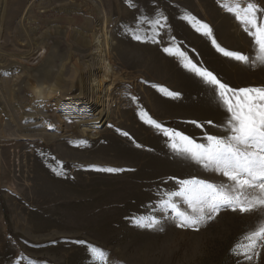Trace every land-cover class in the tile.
<instances>
[{"label":"rangeland","instance_id":"obj_1","mask_svg":"<svg viewBox=\"0 0 264 264\" xmlns=\"http://www.w3.org/2000/svg\"><path fill=\"white\" fill-rule=\"evenodd\" d=\"M69 1L0 0V101L8 98L7 85L30 88L26 94L33 95V101L12 114L23 125L36 122L31 136L13 134L18 124L2 118L0 102V264H264V247L258 246L261 255L250 262L234 251L264 223V211L240 213L225 207L193 230L178 227L175 213L159 206L163 193L178 189L177 179L194 176L220 184L227 178L178 156L140 115L146 112L197 142H204L205 134L225 132L228 113L213 86L163 48H179L231 87L264 86V63L225 57L203 30L196 31L195 21L185 19L206 23L221 47L254 59L258 46L236 19V11L228 9L239 4L243 16V9L254 2L259 21L264 19V0H71L82 2L80 15L90 21L85 34L99 31L104 27L100 21L108 19L112 68L100 51L51 48L46 57L55 55L58 63L50 69L52 77L61 72L69 79L73 67L63 63L73 55L81 58L79 64L94 68L96 80L60 89L49 78L32 88L27 77L36 75L46 59L27 62L43 50L37 52L34 42L66 15L63 6ZM157 19L160 25L146 22ZM134 32L149 39L137 41ZM111 70L116 74L113 82L106 73ZM91 87L96 96L87 100ZM160 87L179 95L168 96ZM53 92L58 98L50 110L44 95ZM100 102L107 118L87 127L98 115ZM55 126L62 131L55 132ZM106 167L123 171L98 170ZM172 199L180 211L191 212L180 198ZM140 216L157 218L163 231L137 226L135 218ZM89 244L103 249L106 260L94 261ZM261 244L264 241H258Z\"/></svg>","mask_w":264,"mask_h":264},{"label":"snow or ice","instance_id":"obj_2","mask_svg":"<svg viewBox=\"0 0 264 264\" xmlns=\"http://www.w3.org/2000/svg\"><path fill=\"white\" fill-rule=\"evenodd\" d=\"M239 9L240 5L236 4L235 8L229 7L228 10L236 11V19L242 21L245 25L244 31L258 46L254 59L241 52L229 51L221 47L213 38L212 29L206 23L196 21L195 17L186 16L185 19H189L190 22L195 21L193 27L196 31L203 30V35L209 37L216 50L225 57H232L252 65H255L257 61L264 63V19L258 21L256 15L260 9L254 2L248 3L243 9V16L240 15ZM146 22L154 26L160 25L159 19L146 20ZM133 38L137 41L149 39L147 35L142 37L135 32ZM151 39L156 42L155 36ZM163 51L170 55H178L185 68L201 77L206 84L213 86L215 94L228 113L224 125L226 131L215 135L205 134L204 142H197L183 131L158 123L146 112L141 111V119L161 132L167 138L168 146L178 156L227 178V183L217 184L209 179H198L194 176L189 179L173 178L177 179L178 189L163 193L159 206L169 208L175 213L178 227L193 230H199L202 225L213 220L225 207L240 213L264 211V86L231 87L228 83L222 82L212 71L198 67L179 48L164 47ZM154 87L159 86L154 85ZM160 91L172 97L179 95L164 87H160ZM191 123L197 127H203L196 121ZM123 135L128 136V133L124 132ZM98 170L109 173L123 171L114 167ZM173 197L180 198L191 212L180 211ZM135 223L141 228L163 231L160 221L155 217L140 216L135 218ZM245 240L248 242L235 245L234 251L238 257H243L245 261L250 262L254 257L261 255L257 250L258 246L264 247V244L258 245V241H264V223L249 232ZM76 242L86 243L84 240ZM88 251L94 261L106 260L107 254L103 249L89 244Z\"/></svg>","mask_w":264,"mask_h":264},{"label":"bare ground","instance_id":"obj_3","mask_svg":"<svg viewBox=\"0 0 264 264\" xmlns=\"http://www.w3.org/2000/svg\"><path fill=\"white\" fill-rule=\"evenodd\" d=\"M75 3L76 6H73ZM82 4V2H73L69 1L68 5L63 6V11L65 12V16L60 17L59 19H56L54 22L55 25H50L49 27H46V30L38 36L39 38L36 39V42H34V48L37 49V52L42 50L38 57L28 59L27 62L33 63L35 60H40L43 57H46L47 50L48 49H59V50H67V52L70 50H85V51H100L102 53L101 59L108 61L107 64H109L112 68V53L111 48L108 46L107 40H108V31H107V25H108V19L105 21H100L104 27H102L99 31H92L89 34H85L83 30L85 27H88L90 21H83L82 15H80V9L79 5ZM62 7V6H61ZM62 9V8H61ZM84 12V9H81V13ZM47 14V12L45 11ZM36 19V18H35ZM39 21V20H38ZM41 22V21H40ZM98 22V21H97ZM99 22V23H100ZM45 23V22H44ZM92 25V24H91ZM45 26V25H44ZM70 26H75L71 28ZM39 27V25H38ZM41 27V26H40ZM39 27V28H40ZM29 28V27H28ZM27 28V29H28ZM33 35H36L37 33L33 30ZM35 37V36H34ZM100 43H94L95 38H100ZM34 39V38H33ZM35 41V40H34ZM77 48V49H76ZM83 48V49H82ZM93 53V52H92ZM71 54V53H70ZM79 59L77 57L71 55L67 57V62L63 63V67L67 65H72V69L69 71L71 73V76L69 79L62 78L63 75L61 72H58V74L55 77H52L51 68L58 65L56 56L55 55H49L46 57V59L43 61V64L37 69L36 75H30L29 77V84H31L32 88L33 85L38 84L41 85L43 82L46 81L49 78H53L52 82L56 85L57 88L62 89V86L65 84H71V83H83L87 81H95L96 80V71L92 66L88 65H81L79 64ZM61 64V63H60ZM30 67V66H29ZM58 67V66H57ZM62 67V66H61ZM76 67V68H75ZM60 70V68H59ZM62 70V69H61ZM60 70V71H61ZM107 76L112 80V82L115 80L114 70L107 71ZM26 83V82H25ZM28 84V83H27ZM47 84V83H46ZM5 87L4 93L8 96V98L5 99L6 102L0 101L1 107H2V118L4 120L13 118V112L15 109L19 108H26L31 101H33V95L26 94V89L15 86L14 88ZM41 87V86H40ZM43 87V86H42ZM36 88V87H35ZM39 88V87H38ZM30 89V88H29ZM28 89V90H29ZM59 89V90H60ZM88 90V89H87ZM41 91V90H40ZM3 93V94H4ZM57 92L45 94L44 98H46V107L51 110L53 103L57 101ZM86 97L87 100L90 98H93L96 96V88L91 87L88 91H86ZM35 97V96H34ZM57 97V98H56ZM1 98V97H0ZM8 99V100H7ZM100 110L98 112V115L85 123L87 127H97L98 123L104 121L107 118V111L105 110L104 103L100 102ZM10 112V113H9ZM63 114H60L62 116ZM20 117V116H19ZM16 121V124H18V127L12 131L13 134H17L20 136H29L31 132H34L35 129H32V127L36 124V122H33V120L28 121V124H22L17 117L13 118ZM60 119V118H59ZM48 126V125H46ZM45 127V126H44ZM55 132H60L62 129L58 127H54ZM31 136V135H30Z\"/></svg>","mask_w":264,"mask_h":264}]
</instances>
